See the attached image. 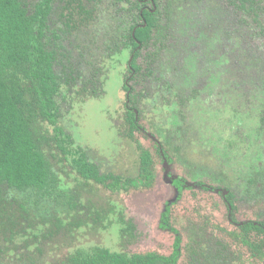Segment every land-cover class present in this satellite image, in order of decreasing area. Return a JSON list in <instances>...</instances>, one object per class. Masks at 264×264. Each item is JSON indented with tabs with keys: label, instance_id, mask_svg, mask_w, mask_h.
Listing matches in <instances>:
<instances>
[{
	"label": "trees",
	"instance_id": "obj_1",
	"mask_svg": "<svg viewBox=\"0 0 264 264\" xmlns=\"http://www.w3.org/2000/svg\"><path fill=\"white\" fill-rule=\"evenodd\" d=\"M125 52L110 117L138 154L134 176L102 171L62 121L75 97L103 95L108 61ZM166 163L171 252L91 244L51 256L50 235L49 258L0 246V264H264V0H0V235L79 217L63 165L115 196L151 190ZM117 202L93 222L118 212L132 239ZM177 208L187 228L203 222L179 234Z\"/></svg>",
	"mask_w": 264,
	"mask_h": 264
},
{
	"label": "rangeland",
	"instance_id": "obj_2",
	"mask_svg": "<svg viewBox=\"0 0 264 264\" xmlns=\"http://www.w3.org/2000/svg\"><path fill=\"white\" fill-rule=\"evenodd\" d=\"M196 13L201 20V22H197V25L200 26L206 20L200 11ZM248 46L249 43L243 44L241 52ZM257 49L259 51L258 46ZM127 58L128 54L125 52L124 55H118L108 61L109 72L103 95L88 97L82 101L75 97L71 100V108L69 104H66L65 107L69 113L65 114L62 121L76 143L91 149V158L100 165L102 171L108 170L125 176H134L137 170L138 154L131 145L123 146V140L110 117V114L115 112L124 99L123 83ZM60 173L63 178H67V184L77 189L79 201H81L79 217L75 216L73 221L72 216L66 217L61 214V216L64 215L63 228L53 225L52 233L50 224L43 226L42 229L32 228L31 231H28L18 221L12 232H3L0 235V246L8 249L10 254L15 255L18 260L30 261L28 249H32L34 254H40L38 260H41L50 257V247H54V254L51 256H55L81 245L91 244H104L113 250L144 251L153 249L163 253L171 252L176 239L170 232L172 229L160 225L159 220L164 209L162 205L175 197L176 190H173L172 185L166 183L163 175L159 177L156 186L149 191L146 190L142 193L131 191L132 193L126 194L122 192L114 196L101 185L78 180L76 175L70 172L65 165L62 166ZM117 201L125 206L121 213L125 216L128 226L129 223L131 224L132 235L130 234V237L132 239H123L118 212H108L107 216L93 222L94 213L95 215L103 214L110 202L111 206L117 209L119 207ZM178 209L182 210L183 208H177L174 219L179 234L189 232L190 228H187L179 219L181 215L178 213ZM81 219L88 223L81 224ZM72 221L71 230L70 223ZM56 228L58 229L57 233ZM23 234H25V238L17 236ZM50 235L51 237L46 239ZM44 241L46 246H50L49 248H46ZM123 241L124 243H122ZM28 244H31L30 248L27 247ZM39 247L42 248L41 253L38 251Z\"/></svg>",
	"mask_w": 264,
	"mask_h": 264
},
{
	"label": "flooded vegetation",
	"instance_id": "obj_3",
	"mask_svg": "<svg viewBox=\"0 0 264 264\" xmlns=\"http://www.w3.org/2000/svg\"><path fill=\"white\" fill-rule=\"evenodd\" d=\"M151 3H153V2H151ZM153 10H155V7L153 8ZM164 167H167L168 171H169V169H170V171L168 172L169 174L166 173V174L164 175V179H166V180H165L166 183H168V184L174 186V185L176 184V180H177V172L171 171L172 168H171L167 163L164 164ZM188 184H189V183H188ZM188 184H186V185H188ZM102 187H103V186H102ZM174 198H175V197H174ZM174 198H173V199H174ZM166 205H168V201H166V202L164 203V205H162V206H164V209H165ZM162 209H163V207H162ZM164 209H163V210H164ZM160 216H161V215H160ZM202 222H203V220L200 219L196 225L190 226V229H192V230H196V229L199 227V225H201Z\"/></svg>",
	"mask_w": 264,
	"mask_h": 264
}]
</instances>
